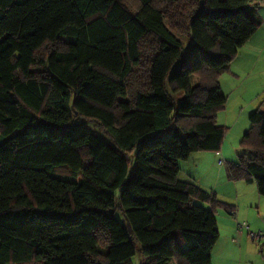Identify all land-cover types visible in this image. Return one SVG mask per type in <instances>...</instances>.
Masks as SVG:
<instances>
[{"label":"trees","instance_id":"16d2710c","mask_svg":"<svg viewBox=\"0 0 264 264\" xmlns=\"http://www.w3.org/2000/svg\"><path fill=\"white\" fill-rule=\"evenodd\" d=\"M252 1L0 0V264H210L233 206L177 162L221 147ZM249 121L228 177L264 196V98Z\"/></svg>","mask_w":264,"mask_h":264},{"label":"crops","instance_id":"0c3cea01","mask_svg":"<svg viewBox=\"0 0 264 264\" xmlns=\"http://www.w3.org/2000/svg\"><path fill=\"white\" fill-rule=\"evenodd\" d=\"M251 4H256L254 14L259 25L253 35L237 50L229 68L220 73L218 78L220 89L227 100L225 107L216 113L215 119L219 125L224 126L225 137L230 138L231 147H234L235 142V148H239L237 141L250 125V113L259 106L264 98V0H253ZM229 147L225 146L224 140L218 151L193 152L187 159L177 162L180 179L192 180L206 191L214 193L217 199L228 204H237V209L233 204H230L233 206L232 212H227L221 207L215 209L214 214L219 235L211 250L210 264H230L236 251L241 258L245 246L250 247L251 243L246 236L248 229L239 228L238 222L248 223L246 221L248 220L254 229H264L261 227L264 219H261L260 227H255L257 224L254 215L264 214V196L259 194L253 182L240 180L231 181L237 183L229 184L227 178L228 181H225L227 185H214L212 183L203 184L200 181L198 171L201 166H208L209 170H213L215 161L218 162L220 158H223L225 163L237 161L230 157L232 150L228 151ZM239 150L241 149L239 148ZM219 178L222 177L219 176ZM224 180H226L225 176ZM243 182L248 185H243ZM203 206L209 207V204ZM242 207L250 212L241 214ZM247 226L253 228L249 224Z\"/></svg>","mask_w":264,"mask_h":264},{"label":"rangeland","instance_id":"374dc122","mask_svg":"<svg viewBox=\"0 0 264 264\" xmlns=\"http://www.w3.org/2000/svg\"><path fill=\"white\" fill-rule=\"evenodd\" d=\"M178 38L181 40V42H182V44L186 47V43H187V38L185 37V36H182V35H179L178 36ZM87 126H88V128L89 129H91V130H95V131H97V133H99L100 135V137L103 139V140H105V141H107V142H109L110 140H109V138H103L102 137V135H103V131L101 130L100 131V129H97L94 125H92V124H86ZM250 126V125H249ZM249 128V127H248ZM247 128V129H248ZM246 129V130H247ZM245 130V131H246ZM244 131V132H245ZM103 132V133H102ZM225 132H226V130H225ZM244 132L242 133V135L244 134ZM171 133V130L169 129L168 131H166V133L165 134H170ZM153 134V133H152ZM147 136H149V135H147ZM147 136H145V137H147ZM242 137V136H241ZM144 138V137H143ZM241 139V138H240ZM224 140H225V146L227 147H229L228 148V151H231L232 152V156H230L231 158H233L234 160H236V159H238V156H239V153H240V150H239V148H240V145H239V148H235V142H234V147H231V144H232V142H231V140H230V138L229 137H225V134H224V137H223V141H222V143L224 142ZM238 140V139H237ZM238 142V144H239V142H240V140H238L237 141ZM227 160V159H226ZM130 163H129V165H128V172H127V177L128 176H130L131 175V173H132V171H133V157L130 159V161H129ZM229 163L230 162H227V163H221V165L220 164H218V162L217 161H215V163H214V168H213V170L211 169V170H209L208 169V166H206V167H200V169H199V171H198V173H199V178H200V181H202V183L203 184H209V183H212V184H214V185H227L226 184V182L225 181H228L227 180V178L229 179V181H228V183L229 184H232V183H237V182H231V181H234V180H231L229 177H228V168H229ZM219 166H221L222 167V169H220L221 167H219ZM220 169V170H219ZM226 175H227V177H226ZM219 176L220 177H222V178H219ZM224 176H225V179L226 180H224ZM236 181H240V180H236ZM243 181H245V180H243ZM254 184L253 185H256V183L255 182H253ZM243 185H248V184H245V182H243ZM198 205H206V204H208V203H206V202H202V201H199V200H197V201H195ZM230 204H233L234 205V208L235 209H237V204H235V203H230ZM236 206V207H235ZM255 211H256V213H257V210L255 209ZM246 212H250V210H247V209H245V208H243L242 207V209H241V214H245ZM235 213V212H234ZM116 216L120 219V220H122V216L119 214V213H117L116 214ZM261 219H264V214H262V213H258V215L256 216V215H254V220H255V223L257 224L255 227H260L261 226ZM248 223H246V222H238V224H242V223H244V224H246V225H250V226H252V224L248 221V220H246ZM259 224V225H258ZM253 227V226H252ZM261 227H264V220H262V226ZM222 228V230H224L223 229V227H221ZM248 230L249 231H253V232H256V231H258L259 229H254V227L253 228H250V227H248ZM261 230V229H260ZM220 231H221V229H220ZM247 232V231H246ZM246 236L248 237L247 239H248V241H249V243H251V245H250V247H248V246H245V250H244V254H243V257H239L238 256V253H237V251L235 252V255H234V258L232 259V260H230V264H264V247H262L261 245H260V243L258 242V241H256V240H253V239H251L250 237H249V235L248 234H246ZM222 239V238H221ZM137 261V260H136ZM174 262V261H173ZM147 264V263H146Z\"/></svg>","mask_w":264,"mask_h":264},{"label":"built area","instance_id":"2783aa9c","mask_svg":"<svg viewBox=\"0 0 264 264\" xmlns=\"http://www.w3.org/2000/svg\"><path fill=\"white\" fill-rule=\"evenodd\" d=\"M224 162H225V160H224L223 158H220V159L218 160V163H219L220 165H221V163H224ZM238 227H239V228L245 227V228L248 229V226H247L246 224H244V223H242V224H238ZM248 235H249V237H250L251 239L258 241V242L260 243V245H261L262 247H264V229L258 230V231H256V232H253V231H249V230H248Z\"/></svg>","mask_w":264,"mask_h":264}]
</instances>
